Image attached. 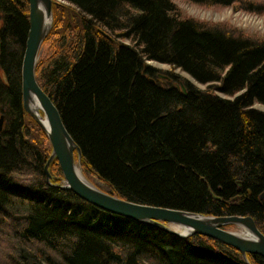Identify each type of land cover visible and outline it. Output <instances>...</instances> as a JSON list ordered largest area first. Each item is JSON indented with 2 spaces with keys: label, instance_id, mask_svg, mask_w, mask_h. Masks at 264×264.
Segmentation results:
<instances>
[{
  "label": "trees",
  "instance_id": "1",
  "mask_svg": "<svg viewBox=\"0 0 264 264\" xmlns=\"http://www.w3.org/2000/svg\"><path fill=\"white\" fill-rule=\"evenodd\" d=\"M52 1L35 77L82 174L129 202L251 217L264 234V112L254 107L264 106V39L185 18L172 0ZM185 1L264 13V0ZM28 8L0 0V264H245L210 238L174 237L84 202L60 188L56 159L46 183L50 144L21 101Z\"/></svg>",
  "mask_w": 264,
  "mask_h": 264
},
{
  "label": "water",
  "instance_id": "2",
  "mask_svg": "<svg viewBox=\"0 0 264 264\" xmlns=\"http://www.w3.org/2000/svg\"><path fill=\"white\" fill-rule=\"evenodd\" d=\"M26 2L29 6V27L21 63V101L24 111L46 133L50 144V156L43 168L46 183L50 185L51 175L48 168L56 159L64 178L63 186L60 188L69 190L97 209L181 239L194 235L210 238L241 254L245 264H249L247 255H257L264 260V234L257 229L251 217L204 216L177 209L141 205L108 193L99 185L92 184L87 177L86 182L82 179L81 152L66 131L58 110L38 85L35 77L42 44L53 26V1L26 0ZM181 89L184 91L182 84ZM2 122L3 116H0V130ZM261 198L264 199V192Z\"/></svg>",
  "mask_w": 264,
  "mask_h": 264
},
{
  "label": "rangeland",
  "instance_id": "3",
  "mask_svg": "<svg viewBox=\"0 0 264 264\" xmlns=\"http://www.w3.org/2000/svg\"><path fill=\"white\" fill-rule=\"evenodd\" d=\"M175 6H177L185 18H192L197 20L198 22H206V23H225L229 26L235 27L236 29L240 30L244 34L248 36H257L259 38L264 39V13L263 15H257L255 13H248L244 10H236L232 7H201L196 6L188 1L185 0H172ZM43 53V49L40 52V56ZM39 56V57H40ZM152 67L158 69L160 74L164 76V73L171 71L184 81L188 83H193L197 87L204 88V85H199L197 82L193 80L191 76H188L185 72L181 70H172V68L168 65H164L159 62L148 61ZM161 83H168L164 79H160ZM255 108L264 112V106L256 104ZM88 180L94 184L95 181L92 179ZM102 188V186H100ZM105 190V189H104ZM1 261V257H0Z\"/></svg>",
  "mask_w": 264,
  "mask_h": 264
},
{
  "label": "bare ground",
  "instance_id": "4",
  "mask_svg": "<svg viewBox=\"0 0 264 264\" xmlns=\"http://www.w3.org/2000/svg\"><path fill=\"white\" fill-rule=\"evenodd\" d=\"M46 126V125H45ZM78 174H80V173H78ZM80 176L82 177V179L86 182L87 181V179L85 178V176L83 175V174H80Z\"/></svg>",
  "mask_w": 264,
  "mask_h": 264
}]
</instances>
